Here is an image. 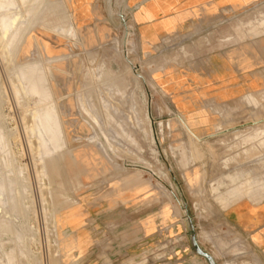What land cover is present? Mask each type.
<instances>
[{
	"label": "rangeland",
	"instance_id": "rangeland-1",
	"mask_svg": "<svg viewBox=\"0 0 264 264\" xmlns=\"http://www.w3.org/2000/svg\"><path fill=\"white\" fill-rule=\"evenodd\" d=\"M3 4L15 20L0 30V264H208L191 234L228 260L236 238L219 211L264 196L263 179L237 178L264 168V130L252 131L264 127V81L184 115L152 58L182 71L202 53L141 52L125 0ZM247 11L262 14L237 27L264 33V3ZM247 50L239 63L264 71V44ZM31 65L43 95L15 78ZM43 111L65 143L49 156L31 131ZM212 127L239 131L203 138Z\"/></svg>",
	"mask_w": 264,
	"mask_h": 264
},
{
	"label": "crops",
	"instance_id": "crops-1",
	"mask_svg": "<svg viewBox=\"0 0 264 264\" xmlns=\"http://www.w3.org/2000/svg\"><path fill=\"white\" fill-rule=\"evenodd\" d=\"M125 2L132 9V22L141 52L151 54L168 51L183 44L185 51L202 53L198 63H189L182 71L172 67L171 56L167 55L161 63L152 58L151 66L156 67L154 72L158 74L154 82L163 87L168 95H172L175 108L184 115L196 114V104L200 102L205 101L212 107L231 103L240 99L249 84L264 81V71L254 72L248 69L250 65L247 63H239L240 52L248 51L250 46L264 44V33L237 27L240 19H254L262 14L247 9L257 3H264V0ZM214 112L209 111L211 114H215ZM212 128L215 133L203 138L239 131L232 128ZM191 129L195 131L206 127ZM260 130H264V127L252 129L254 132ZM250 173L248 176L238 173L237 178L245 176L264 180V168ZM188 178L196 179L199 176L190 175ZM219 214L236 238V243H233L236 250L221 264H264V196L260 197L258 193L252 198L242 195L221 209ZM209 251L211 255L213 251ZM220 255L218 252L215 257L211 255L214 264H218L216 259Z\"/></svg>",
	"mask_w": 264,
	"mask_h": 264
},
{
	"label": "bare ground",
	"instance_id": "bare-ground-1",
	"mask_svg": "<svg viewBox=\"0 0 264 264\" xmlns=\"http://www.w3.org/2000/svg\"><path fill=\"white\" fill-rule=\"evenodd\" d=\"M4 2L5 0H0L1 11H4V8L7 6L3 4ZM14 20L15 16L7 17L6 14L0 15L1 35L6 33L8 29L11 28ZM15 78L20 83H26L29 94L39 96L44 94L42 85L43 79L40 76L39 70L35 65H31L26 70L16 73ZM44 112L45 111L41 112V114L35 115L36 122L33 123L31 131L34 134L38 145L42 148L43 154L49 156L58 151L59 148L63 145L64 141L60 139L57 128L51 125L49 115ZM2 191L3 188L0 187V195L2 194ZM216 253L215 251H213L211 255L215 257Z\"/></svg>",
	"mask_w": 264,
	"mask_h": 264
},
{
	"label": "water",
	"instance_id": "water-1",
	"mask_svg": "<svg viewBox=\"0 0 264 264\" xmlns=\"http://www.w3.org/2000/svg\"><path fill=\"white\" fill-rule=\"evenodd\" d=\"M190 240H191L194 251L200 256L204 257L207 260L208 264H214V260L212 259V256L208 252L200 248L193 234L190 235Z\"/></svg>",
	"mask_w": 264,
	"mask_h": 264
}]
</instances>
